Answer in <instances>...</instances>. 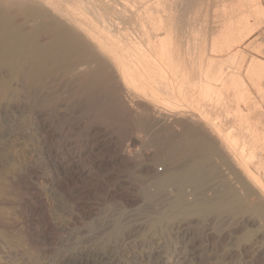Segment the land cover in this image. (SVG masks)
<instances>
[{
  "label": "rangeland",
  "instance_id": "rangeland-1",
  "mask_svg": "<svg viewBox=\"0 0 264 264\" xmlns=\"http://www.w3.org/2000/svg\"><path fill=\"white\" fill-rule=\"evenodd\" d=\"M237 1L246 3L244 8L238 4L245 16L256 6L264 9V0L249 4L250 0H193L187 22L188 31L192 28L193 32L185 33L186 40L196 45L207 44L218 20L224 16L222 11L229 10L231 4L237 6ZM250 15L247 17L252 19L256 16ZM249 23L255 28L231 54L239 55L237 72L243 88L249 92L248 102L258 104L264 122V22ZM254 61L258 63V89L247 77ZM13 67L17 65L9 61L4 71L0 69V88L9 86L0 91V223L6 224L0 225V264H264V203L257 194L248 195L237 188L236 177L224 168L222 155L200 153L195 162L199 181L187 183L180 190L168 186L161 194L155 192L156 179L172 176L182 165L174 156L184 142L183 132L205 135L200 125L127 109L119 93L103 83L85 92L80 86L57 77L47 87L39 86L34 91V111L47 122V129L41 130L31 113L13 111L12 106L25 100L22 97L26 95L18 80L23 69L12 71ZM249 104L240 103L243 113L252 108ZM160 106L164 112L171 110L167 105ZM189 109L183 105L182 110ZM190 112L197 116L196 111L190 109ZM226 120L225 129L232 122ZM206 137L210 141L214 139L207 134ZM117 156H123L122 163L114 166L104 163ZM35 189L40 194V203L34 198ZM124 195L131 197V204L122 201ZM223 198L233 203L226 213L189 212L202 201L225 202ZM175 206H183L180 208L190 214L161 225L160 231L153 226L158 217L170 216ZM34 207H40V211L32 213L29 208ZM119 225L120 231L115 233L113 228ZM31 228L36 232L30 231ZM113 232L118 234L114 236Z\"/></svg>",
  "mask_w": 264,
  "mask_h": 264
},
{
  "label": "bare ground",
  "instance_id": "bare-ground-1",
  "mask_svg": "<svg viewBox=\"0 0 264 264\" xmlns=\"http://www.w3.org/2000/svg\"><path fill=\"white\" fill-rule=\"evenodd\" d=\"M192 1L0 0V69L6 67L9 61H13L17 65V67H13L12 71L22 67L23 75L19 74L18 80L22 85L20 87L22 92L26 94L22 97L25 100L19 101L15 107L12 106L13 111L23 115L25 112L31 113L38 120L40 129H47V122L45 123L41 116L34 111L36 88L49 84L57 77L65 78L69 83L80 86V89L85 92H89L86 90L92 89L98 85L97 83H103L119 93L127 109L142 110L149 115L159 114L163 116V119L169 118V120H180L192 125H200L205 133V135L195 136L190 133L191 131L183 132L180 137L182 140L184 139V142L179 149H176L177 153L174 156L175 160L182 165L178 166L176 173L172 176L166 177V175V178L163 177L164 179H156L155 187L153 186L156 193H163L168 186H177L180 190L187 183L199 181V169H196L195 162L199 154L206 151L222 155L224 168L228 172L231 171L236 177L239 186L237 188L247 192L248 195L257 194L264 203V122L261 121L262 113L258 112V104L254 102V104H249L248 102L251 99L249 92L243 88L240 72H237L239 55L237 52L231 54L240 46L243 38L252 31L254 26L249 23L251 20L264 22V9L256 6L252 11L245 13L247 16L250 14L257 16L252 19L250 15V20L242 12L246 3L243 5L237 1V6L234 3V7L230 3L232 8L228 7L229 10L222 11L224 16L221 14L222 18L218 20V26L210 41L207 44L196 45L193 41L189 43L184 37L187 32L189 35L190 30V34L193 32L192 28L188 31L187 23L193 10L191 9ZM249 3H254V0H250ZM238 4L243 5V8L241 9V5ZM257 69L258 63L254 61L247 71V77L254 87L258 86ZM8 87L6 85L4 88H0V91L7 90ZM18 97L20 96L18 95ZM242 101L252 106V108H248V111L243 109L248 112L247 114L243 113L240 108L243 105V103L240 105ZM161 104L169 106L168 108L171 110L164 112V109L162 111ZM183 105L185 109L190 108L196 111L197 116H194L190 109L189 111L182 110ZM261 105H263L262 102ZM211 113L214 114L211 115ZM227 118L232 119V122L231 126L228 124L230 127L226 126L227 129H225ZM206 134L213 137L215 141L212 140L215 143L210 141ZM188 142L190 144H187ZM122 157L106 159L104 163L114 166V164L122 163ZM204 158L206 157L204 156ZM174 171L175 169L173 173ZM12 177L15 178V176ZM57 181L56 185L59 186V178ZM231 186L233 185L231 184ZM7 188L5 187V189ZM144 190L147 191L146 188ZM220 196L222 195L220 194ZM34 198L38 200V203L41 202L40 194L36 189ZM181 198L179 199L183 200ZM157 199L159 198L157 197ZM216 200L205 203L202 201L189 212L198 215L210 213L220 215L223 212L226 213L225 211L233 204L230 201L226 202L225 199V202ZM122 201H125L126 204L132 202V199L124 195ZM147 201H149L148 198ZM180 207L175 206V210L170 213V216L158 217L153 226L159 230L161 225L165 226L167 222L170 223L177 216L189 213L187 210L181 209L183 206ZM29 209L32 213L40 211V207ZM175 226L178 227L177 224ZM120 228V225L115 226L113 230L116 233L120 231ZM46 231L48 232L50 229ZM35 244L37 243L35 242Z\"/></svg>",
  "mask_w": 264,
  "mask_h": 264
}]
</instances>
